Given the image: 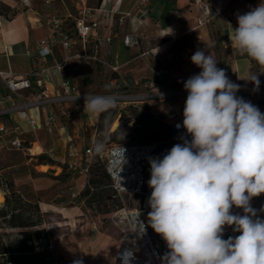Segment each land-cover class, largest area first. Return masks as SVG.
Segmentation results:
<instances>
[{
    "label": "clouds",
    "instance_id": "obj_1",
    "mask_svg": "<svg viewBox=\"0 0 264 264\" xmlns=\"http://www.w3.org/2000/svg\"><path fill=\"white\" fill-rule=\"evenodd\" d=\"M237 23L235 29L229 24L231 43L264 67V0L237 15ZM206 47L191 56L201 71L183 84L182 126L191 140L182 138L162 159L149 157L148 224L169 249L162 264H264V219L250 205L264 193V113L237 95L240 85L217 67ZM245 80L259 89L258 73L249 72ZM84 99L90 112L116 105L102 96L86 94ZM116 155L122 170L124 149ZM233 206L244 214H232ZM225 225L240 234L224 239ZM131 258L124 253L122 264Z\"/></svg>",
    "mask_w": 264,
    "mask_h": 264
},
{
    "label": "built area",
    "instance_id": "obj_2",
    "mask_svg": "<svg viewBox=\"0 0 264 264\" xmlns=\"http://www.w3.org/2000/svg\"><path fill=\"white\" fill-rule=\"evenodd\" d=\"M121 0H110L102 8L103 15L100 19L93 18V10L89 6V0H75L78 14L73 17L71 23L69 18L63 15L51 14L46 16L43 22L46 25L48 34L37 42L38 57H54L53 64L44 63L42 66L34 64L33 70L29 73L17 76L12 72L0 71V78L11 92L8 99H0V142L10 148L23 150L25 148L24 128L20 123L21 119L29 121L35 127L37 120L31 115V110H37L42 106L50 104H68L69 102L85 101V95L116 98L125 102L144 103L151 101L169 102L173 110L171 115L165 119L172 124L173 128L180 131L183 139L191 140V136L183 128V109L177 106L176 99L187 97L184 87H176L168 82L167 70L150 66L154 76L152 80L143 84L139 92L97 94L81 93L78 86L71 80L64 78L61 84V92L56 95L47 93L46 73L50 67L57 68L62 74L67 61L74 56L86 61H93L108 65L113 71L119 72L121 68L120 56L118 53L101 54V49L112 42L113 34H101L102 25H112L114 20L120 25H129L130 29L123 36V42L129 48L136 51L137 57L149 60L157 55L158 46L140 30L142 23L150 17V0H135L132 8L126 12L119 10ZM235 0H193L197 9L196 26H205L216 19L223 18L228 24H235L233 14H226L225 9L229 3ZM247 3L251 8L256 7L261 0H238ZM27 7L31 5L30 0H22ZM174 10L173 13H176ZM3 17L0 16V25ZM170 22V20H169ZM169 22L167 24H169ZM157 24H161L156 20ZM162 30H165L162 28ZM162 31L161 37L164 36ZM57 48L66 52L71 51L73 55L66 54L61 60L55 56ZM260 80L258 90H254V84L249 82L247 87H240L237 95L245 96L246 101L256 105L264 113V80ZM139 84V81H137ZM247 95V97H246ZM66 114V111L63 112ZM48 125L55 121L54 110L47 112ZM181 127L177 128L176 125ZM40 126L39 124H37ZM94 146L97 144L93 141ZM177 143L159 145L153 142H130L112 143L100 150V159L104 162L107 173L111 179L112 187L118 194L130 195L135 204L127 206L124 202L123 208L115 212L117 218L127 227L123 229L120 239V246L116 252L115 263L122 264V255L131 253L130 264H162L161 258L169 251L166 242L148 224V213L151 211L147 201L152 189L148 186L150 179L149 157L163 158L165 154ZM120 147L124 149L125 163L120 169L117 152ZM71 151L69 155H73ZM93 147H87L78 161L70 162V168H79L85 176V184H90V169L93 163ZM121 170V171H120ZM1 172V171H0ZM0 191L5 194L9 187L0 173ZM132 199V200H133ZM250 205L261 217L258 208L264 205V193L253 197ZM232 214L243 215V209L235 206L230 209ZM143 225V227H141ZM240 233L233 232V226H224L223 238L238 236ZM4 264H14L10 253L2 254Z\"/></svg>",
    "mask_w": 264,
    "mask_h": 264
},
{
    "label": "rangeland",
    "instance_id": "obj_3",
    "mask_svg": "<svg viewBox=\"0 0 264 264\" xmlns=\"http://www.w3.org/2000/svg\"><path fill=\"white\" fill-rule=\"evenodd\" d=\"M76 13L75 10L73 17ZM73 17H69L71 23L74 21ZM66 54L73 55L68 51L63 55L59 54L58 59L61 60ZM120 61H123V58H120ZM132 61L127 67L116 72L108 65L71 56L63 70L65 78L72 80L81 93H134L139 92L144 83L152 80L154 73L150 66H159L152 63L153 57L149 60L138 57L136 61ZM252 64V71L259 74V79L264 78V74H260L264 72V67L258 66L254 61ZM166 78L169 79L168 74ZM171 84L175 86L181 82ZM181 86L184 87L182 84ZM8 93L11 92L8 90ZM186 98L176 99L179 108L184 109ZM109 99L116 102L115 107L100 112L94 118L83 109H78L73 113V120L67 124L68 135L82 136L83 144L93 147L94 153L112 143L145 141V131L151 121H164L173 111L166 101L131 103L116 98ZM79 102L85 101H76V104L79 105ZM71 124L77 131L71 128ZM93 141L101 145L99 151ZM57 146L60 150L64 149L62 138L57 142ZM31 151L37 153L41 148L36 145ZM47 162L53 165L42 166ZM0 171L9 183H14V188L24 197L39 199L40 208L44 213L42 237L43 240L50 238V245L37 248L30 255L27 264H74V261L78 260L83 264H116V252L120 246L123 229L128 223L123 224L114 209L118 201L128 203V199L132 198L130 195L127 197L125 194L116 193L109 181L105 180L102 189L83 196L81 191L86 184L79 168H69L68 164L60 160L43 157H38V160L31 159L27 151L7 147L2 142ZM134 204L133 199L127 206ZM23 230L7 226L4 218L0 216V243L14 242L17 238L23 240ZM7 235L9 237H6Z\"/></svg>",
    "mask_w": 264,
    "mask_h": 264
},
{
    "label": "crops",
    "instance_id": "obj_4",
    "mask_svg": "<svg viewBox=\"0 0 264 264\" xmlns=\"http://www.w3.org/2000/svg\"><path fill=\"white\" fill-rule=\"evenodd\" d=\"M108 1L110 0H89L88 4L93 10V18L100 19L102 17L101 8ZM30 2L31 5L27 7L22 0H0L2 10L0 16L3 17L0 25V71L22 76L33 70L34 64L38 66H42L44 63L53 64L54 57L40 58L37 54V42L48 34L43 20L51 14L63 15L66 18L73 17L75 10L77 12L75 16L78 14L75 0H30ZM134 3L135 0H121L119 10L126 12L132 8ZM149 7L151 8L150 17L141 24L140 30L154 41V45L158 46L157 55L153 57L152 63L167 70L169 83L181 82L183 85L189 77L198 74L201 69L192 63L191 56L198 49L210 46L206 47V50L218 61L217 67L225 69L228 78L239 84L240 87L249 85L250 81L245 78L249 72H253L251 69L252 60L231 43V37L234 36L232 28L238 27L237 15L250 10L247 3L235 0L226 6L225 13L234 16L235 24H230L232 28L223 18L216 19L205 26H196L197 9L193 0H150ZM174 10L177 12L173 13ZM156 20L161 24H157ZM168 22L169 24H167ZM129 29L128 24L120 25L114 20L112 25H102L99 30L101 34H113L112 42L101 49V54L118 53L120 58H123V61H120L122 65L120 69L127 67L129 62L136 61L138 58L136 51L123 42V36ZM162 31L165 34L161 37ZM58 53L63 55L66 51L57 48L55 51L57 59ZM65 76L64 70L62 74L57 68L50 67L45 76L47 93L50 95L59 94ZM181 84H175V86L182 87ZM8 94V88L0 78V99H8ZM243 98L246 100L245 96ZM50 109L54 110L56 119L48 125L47 112ZM78 109L90 113V117L93 118L100 114V112L85 110V102H79V105L76 102L64 105L56 103L31 110V115L36 118L37 124L40 126L36 124L35 127H32L28 120H20L24 128L25 139V148L22 151H27L31 159L38 160V157H43L49 160H60L68 166L70 162L78 161L88 146L83 144L82 136L74 135V137L76 136L74 138L68 135L69 128L67 127V124L73 120L74 111ZM64 111L66 114H63ZM71 128L77 131V128L72 124ZM60 138L64 143L63 150L57 146ZM36 145L41 148V151L32 153L31 150ZM71 151H75V153L69 155ZM44 165L51 166L53 164L47 162L42 164V166ZM262 207L264 205H261L258 211L261 217H264V212L261 211ZM0 261L1 264H4L2 255H0Z\"/></svg>",
    "mask_w": 264,
    "mask_h": 264
},
{
    "label": "trees",
    "instance_id": "obj_5",
    "mask_svg": "<svg viewBox=\"0 0 264 264\" xmlns=\"http://www.w3.org/2000/svg\"><path fill=\"white\" fill-rule=\"evenodd\" d=\"M0 11H2L1 7ZM148 118L150 119V116ZM145 133L147 136L145 141L142 142H153L159 145L183 142L182 133L175 130L172 124L165 120H152ZM90 174V184L85 185L81 191L83 196L92 194L95 190L102 189L105 186V180L109 181L111 185L110 176L106 171L104 162L100 159L99 152L94 153ZM2 177L4 178V175ZM4 181L9 187V192L4 194L5 199L0 207V216L4 218L7 226L24 229L22 234L25 235V238L23 240L17 238L14 242H1L0 255L8 252L14 264H27L30 255L37 248L48 247L50 245V238L43 240L42 237L43 230L41 225L44 222V213L40 208L39 199L31 200L24 197L21 192L14 188V183H9L5 178ZM116 193L118 192L116 191ZM126 196L128 197L129 195ZM131 203L132 198L128 199L127 204ZM116 205L115 212L123 208L124 201H118ZM1 237L5 238V236ZM6 237H9V235Z\"/></svg>",
    "mask_w": 264,
    "mask_h": 264
},
{
    "label": "bare ground",
    "instance_id": "obj_6",
    "mask_svg": "<svg viewBox=\"0 0 264 264\" xmlns=\"http://www.w3.org/2000/svg\"><path fill=\"white\" fill-rule=\"evenodd\" d=\"M116 126H117V124L115 123V124H114V127H116ZM3 199H4V196H3L2 192L0 191V202H1Z\"/></svg>",
    "mask_w": 264,
    "mask_h": 264
}]
</instances>
